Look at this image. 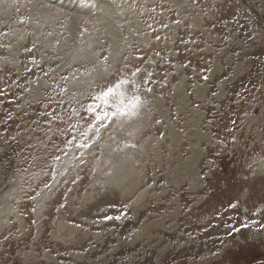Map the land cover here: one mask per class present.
Here are the masks:
<instances>
[{
	"label": "rangeland",
	"instance_id": "rangeland-1",
	"mask_svg": "<svg viewBox=\"0 0 264 264\" xmlns=\"http://www.w3.org/2000/svg\"><path fill=\"white\" fill-rule=\"evenodd\" d=\"M0 264H264V0H0Z\"/></svg>",
	"mask_w": 264,
	"mask_h": 264
},
{
	"label": "snow or ice",
	"instance_id": "snow-or-ice-1",
	"mask_svg": "<svg viewBox=\"0 0 264 264\" xmlns=\"http://www.w3.org/2000/svg\"><path fill=\"white\" fill-rule=\"evenodd\" d=\"M165 27H167L166 25H165ZM157 39H159V37H157ZM112 92H113V89L112 88H109L107 91H105L103 94H102V98L104 99V103L105 104H107V97H109L111 94H112ZM87 111L88 112H91V113H94L95 112V110L93 109V108H91V107H89L88 109H87ZM120 110H118V112H119ZM120 114H123V112H120ZM107 113L105 112L104 114H103V117H101V116H94V118H96V119H98V120H100V119H103V118H107ZM116 115V113H114L113 114V116H115ZM117 219H119V217H116ZM106 219H112V217H106Z\"/></svg>",
	"mask_w": 264,
	"mask_h": 264
},
{
	"label": "bare ground",
	"instance_id": "bare-ground-1",
	"mask_svg": "<svg viewBox=\"0 0 264 264\" xmlns=\"http://www.w3.org/2000/svg\"><path fill=\"white\" fill-rule=\"evenodd\" d=\"M89 1V0H88ZM93 1H95V0H93ZM87 2V1H86ZM78 3V2H77ZM116 15V14H115Z\"/></svg>",
	"mask_w": 264,
	"mask_h": 264
}]
</instances>
